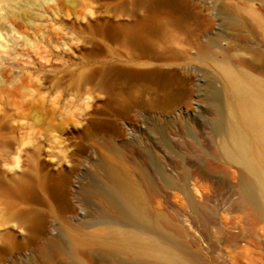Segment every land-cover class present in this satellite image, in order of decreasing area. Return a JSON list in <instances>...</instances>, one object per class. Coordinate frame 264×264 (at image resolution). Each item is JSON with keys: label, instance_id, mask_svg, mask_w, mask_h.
I'll return each instance as SVG.
<instances>
[{"label": "rangeland", "instance_id": "1", "mask_svg": "<svg viewBox=\"0 0 264 264\" xmlns=\"http://www.w3.org/2000/svg\"><path fill=\"white\" fill-rule=\"evenodd\" d=\"M225 64L264 89V0H0V264L101 234L108 165L197 264H264V211L215 130Z\"/></svg>", "mask_w": 264, "mask_h": 264}, {"label": "bare ground", "instance_id": "2", "mask_svg": "<svg viewBox=\"0 0 264 264\" xmlns=\"http://www.w3.org/2000/svg\"><path fill=\"white\" fill-rule=\"evenodd\" d=\"M218 73L225 89V114L215 129L220 154L240 169L242 197L263 212L264 89L240 67L221 65ZM107 173L108 190L100 192L105 208L101 234L73 235L61 263L92 264L91 256L98 252L113 264H197L166 217L151 210L145 192L125 169L108 165Z\"/></svg>", "mask_w": 264, "mask_h": 264}]
</instances>
